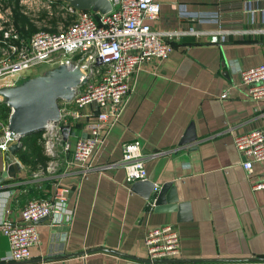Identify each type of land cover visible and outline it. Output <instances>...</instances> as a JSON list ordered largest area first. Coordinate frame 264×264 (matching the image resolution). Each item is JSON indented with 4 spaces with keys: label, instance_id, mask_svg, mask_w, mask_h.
<instances>
[{
    "label": "crops",
    "instance_id": "1",
    "mask_svg": "<svg viewBox=\"0 0 264 264\" xmlns=\"http://www.w3.org/2000/svg\"><path fill=\"white\" fill-rule=\"evenodd\" d=\"M180 9L213 11L219 20L185 19ZM153 23L158 29L221 27L228 34L222 40L186 34L174 41L167 59L145 63L89 169L70 164L72 147L59 151L53 170L49 159L43 163L30 154L33 140L27 136L15 154L0 148L4 218L19 220L29 200L66 188L64 209L37 222L41 241L20 264H198L149 262L107 249L67 254L102 246L148 257L145 236L163 224L180 233L181 252L169 258L264 256V187L253 186L262 167L255 163L249 174L234 140L239 132L264 126V100L250 97L233 68L235 62L251 67L264 60V0H166ZM7 84L2 77L0 87ZM85 132L70 127L72 146ZM133 139L141 141L148 179L158 188L172 181L167 194L181 206L162 210L170 202L157 206L156 192L147 197L146 186L135 188L136 181L127 180L123 143ZM61 244L64 252L52 254ZM10 251L0 231V263L16 261L6 258Z\"/></svg>",
    "mask_w": 264,
    "mask_h": 264
},
{
    "label": "built area",
    "instance_id": "2",
    "mask_svg": "<svg viewBox=\"0 0 264 264\" xmlns=\"http://www.w3.org/2000/svg\"><path fill=\"white\" fill-rule=\"evenodd\" d=\"M109 1L112 8L102 11L76 8L64 0L67 9L74 14V19L58 30L40 29L28 37H22L19 29L14 26L0 27V78L16 75L26 69L33 70L34 67L51 61L58 65H79L88 76L84 84L76 87L74 98L66 100L72 105L66 109L60 108V121L50 122L41 133L40 142L44 154L49 157L50 168H54L55 158L61 149L70 151L72 147L70 164H77L84 169L92 167L93 155L118 121L133 89L137 72L145 63L167 59L174 41L186 34H211L221 40L226 39L228 34L221 27L215 30L198 29L194 26L185 29H158L153 22L159 17L162 3L166 0ZM179 15L199 22L219 20L218 13L213 11L180 9ZM98 56L104 62L94 65ZM233 68L241 73L242 82L250 97L264 100V60L251 67H243L235 62ZM228 93L225 90L222 96L225 97ZM87 107L90 108L86 111ZM65 113L72 115L68 123L62 122ZM92 117L94 119L91 120ZM8 123L9 120L2 123V149H9L14 142L23 143L22 138L8 128ZM62 124L82 126L86 128L85 135L80 133L72 146L69 136L64 138ZM234 140L243 156L242 164L249 174L254 173L255 163L261 164L262 177L253 186L264 187V126L239 132ZM122 165L128 181L148 179L145 155L139 139L123 143ZM65 190L66 188H61L48 197L29 200L23 206L19 220L4 218L0 208V231L8 236L11 248L7 259L17 261L30 257L31 248L41 241L37 222L64 209L67 203ZM145 243L151 259L175 257L181 252L180 233L173 224L150 228L145 236ZM62 252L63 244L52 254Z\"/></svg>",
    "mask_w": 264,
    "mask_h": 264
},
{
    "label": "water",
    "instance_id": "3",
    "mask_svg": "<svg viewBox=\"0 0 264 264\" xmlns=\"http://www.w3.org/2000/svg\"><path fill=\"white\" fill-rule=\"evenodd\" d=\"M76 8H93L102 11H108L112 8L109 0H66ZM104 62L101 56H98L94 65H100ZM88 76L84 73L79 65L69 66L66 63L49 69L43 74L32 75L23 82L16 85H4L0 87V94L4 96V101L11 107L8 128L19 135L20 138L27 135L44 131L50 122L58 123L61 119V109L59 100H72L75 96L76 87L84 84ZM70 124H62L61 129L64 138L69 136ZM23 143L14 142L10 145L9 150L12 154L20 150ZM8 174L4 171L3 176ZM172 181L163 183L159 188L155 182L150 179L139 180L134 183L135 188L146 186L145 196H150L156 192L155 204L160 205L170 202L166 206L162 205L161 209H174L178 204L177 196H168V189ZM169 200V201H168ZM107 249L120 254H126L144 261L159 262L172 260L195 261L198 264H264V256L253 257H196V258H155L140 257L123 253L107 247H93L67 254H82L85 252ZM23 260H17L12 263L0 264H20Z\"/></svg>",
    "mask_w": 264,
    "mask_h": 264
},
{
    "label": "rangeland",
    "instance_id": "4",
    "mask_svg": "<svg viewBox=\"0 0 264 264\" xmlns=\"http://www.w3.org/2000/svg\"><path fill=\"white\" fill-rule=\"evenodd\" d=\"M53 0H21L19 5H7L5 2L0 1V27L8 28L11 26L18 25L14 22V15L15 9L27 17L28 23H31L34 26V29L31 30L30 33H26L23 29H19V33L22 37H28L32 33L40 29H47V30H58L66 25H68L73 19L74 14L70 12L66 7V0L65 2H61L57 4L56 8H53L51 5ZM23 21V20H22ZM31 24L30 27H31ZM20 27V26H19ZM18 27V28H19ZM27 28V26H26ZM58 66L57 62L51 61L50 63H42L33 70L26 69L22 72L17 73L16 75L3 77V80H6L7 85H16L23 82L26 78L37 75L43 74L49 69ZM0 78V82H1ZM60 108L69 107L72 105L71 103L67 102L64 99L59 100ZM11 107L4 101V96L0 94V120L1 122L5 123L8 121ZM65 111V110H64ZM72 119V115L65 113L62 116V122L68 123ZM36 148L39 152L40 158L41 155V146L40 144H35L32 146ZM55 167L53 168V170ZM57 169V168H56ZM55 169V170H56Z\"/></svg>",
    "mask_w": 264,
    "mask_h": 264
},
{
    "label": "trees",
    "instance_id": "5",
    "mask_svg": "<svg viewBox=\"0 0 264 264\" xmlns=\"http://www.w3.org/2000/svg\"><path fill=\"white\" fill-rule=\"evenodd\" d=\"M0 1L1 2H5L7 5L12 6V5H19V3H20L21 0H0ZM58 2L61 3V2H64V0H54L51 3V5L53 6V8H56L57 7ZM14 22L18 25V27L20 26L19 28L15 26L16 28H18V29L21 28L26 33H30L31 30L34 29V26L31 23H28L27 17L24 15V13H21V12L17 11L16 9H15V15H14ZM29 24H31V27H30ZM26 26H27V28H26ZM1 33L2 32L0 31V34ZM41 133H42V131L41 132H36V133L30 134V135H27V138L26 139H29V140L32 139L33 140L32 141V143H33L32 145H35V144L38 143V137L37 138H35V137L38 136V135H41ZM38 144H40V143H38ZM40 146H41V144H40ZM25 154H27V153H25ZM30 154H32L33 156H35L37 158V160H40L43 163H45L49 159V157L46 156L43 153L42 146H41V155H42V158H40L39 152L37 151L36 148H32V152Z\"/></svg>",
    "mask_w": 264,
    "mask_h": 264
}]
</instances>
